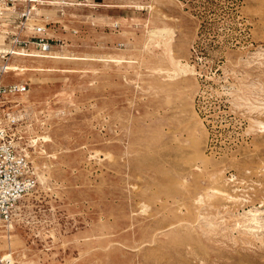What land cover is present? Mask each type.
I'll return each mask as SVG.
<instances>
[{
    "label": "rangeland",
    "instance_id": "1",
    "mask_svg": "<svg viewBox=\"0 0 264 264\" xmlns=\"http://www.w3.org/2000/svg\"><path fill=\"white\" fill-rule=\"evenodd\" d=\"M33 2H0L35 180L0 264H264V0ZM32 24L51 54L12 49Z\"/></svg>",
    "mask_w": 264,
    "mask_h": 264
},
{
    "label": "built area",
    "instance_id": "2",
    "mask_svg": "<svg viewBox=\"0 0 264 264\" xmlns=\"http://www.w3.org/2000/svg\"><path fill=\"white\" fill-rule=\"evenodd\" d=\"M92 3L106 2L109 0H88ZM6 6V10L14 13L20 7L22 10L34 5L42 4L33 2V0H0ZM2 14V13H1ZM28 14L22 13L21 16ZM31 37H24L20 33L12 39V49H19L20 53L28 50L30 46L37 49L38 56H46L52 53L51 41L43 35L45 28L43 25H34L29 27ZM10 50L11 53H15ZM18 53V52H16ZM3 69H0V74ZM26 92L25 84L0 85V100L7 96L22 95ZM5 103L0 101V107ZM9 128L0 126V227L8 224L11 220L12 213L17 207L20 199L35 186V180L32 177V168L24 149L20 148L11 134Z\"/></svg>",
    "mask_w": 264,
    "mask_h": 264
},
{
    "label": "bare ground",
    "instance_id": "3",
    "mask_svg": "<svg viewBox=\"0 0 264 264\" xmlns=\"http://www.w3.org/2000/svg\"><path fill=\"white\" fill-rule=\"evenodd\" d=\"M159 34H160V32H159ZM164 36V35H163ZM252 214V215H251ZM249 215H250V218L252 217V222H254L256 225H259V221H258V217H257V212H250L249 213Z\"/></svg>",
    "mask_w": 264,
    "mask_h": 264
}]
</instances>
